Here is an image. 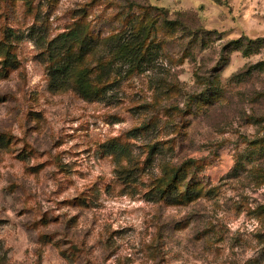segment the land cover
Instances as JSON below:
<instances>
[{"label": "clouds", "instance_id": "obj_1", "mask_svg": "<svg viewBox=\"0 0 264 264\" xmlns=\"http://www.w3.org/2000/svg\"><path fill=\"white\" fill-rule=\"evenodd\" d=\"M0 132V264H264V0H0Z\"/></svg>", "mask_w": 264, "mask_h": 264}, {"label": "rangeland", "instance_id": "obj_2", "mask_svg": "<svg viewBox=\"0 0 264 264\" xmlns=\"http://www.w3.org/2000/svg\"><path fill=\"white\" fill-rule=\"evenodd\" d=\"M73 15H75L74 12H73ZM79 36H80L79 32H73L70 34V36L68 38H63V37L61 38L64 41V44L67 46L69 53H70L71 46H72L71 43H69V41H74V40L78 39ZM6 39H7V37H6ZM4 51H5V54L7 55L8 54V48L4 47ZM95 102H96L95 100H89V103H95ZM5 137H7L6 140H5ZM10 139H11V136L9 134L0 132V140H4L5 142H8V141H10ZM103 210L104 209H101V211H103Z\"/></svg>", "mask_w": 264, "mask_h": 264}]
</instances>
